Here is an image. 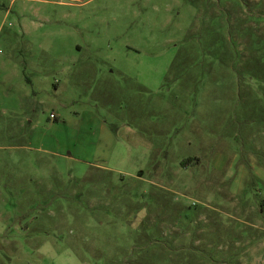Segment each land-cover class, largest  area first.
I'll return each instance as SVG.
<instances>
[{"label": "rangeland", "instance_id": "rangeland-1", "mask_svg": "<svg viewBox=\"0 0 264 264\" xmlns=\"http://www.w3.org/2000/svg\"><path fill=\"white\" fill-rule=\"evenodd\" d=\"M0 264H264V0H0Z\"/></svg>", "mask_w": 264, "mask_h": 264}, {"label": "trees", "instance_id": "trees-1", "mask_svg": "<svg viewBox=\"0 0 264 264\" xmlns=\"http://www.w3.org/2000/svg\"><path fill=\"white\" fill-rule=\"evenodd\" d=\"M191 161H193V158L184 159L182 163H183V165H186L187 166L189 164V162H191Z\"/></svg>", "mask_w": 264, "mask_h": 264}, {"label": "built area", "instance_id": "built-area-1", "mask_svg": "<svg viewBox=\"0 0 264 264\" xmlns=\"http://www.w3.org/2000/svg\"><path fill=\"white\" fill-rule=\"evenodd\" d=\"M52 117H55V114H52Z\"/></svg>", "mask_w": 264, "mask_h": 264}]
</instances>
